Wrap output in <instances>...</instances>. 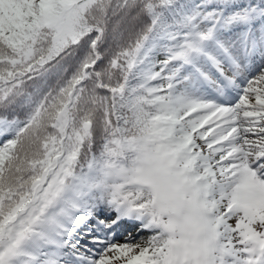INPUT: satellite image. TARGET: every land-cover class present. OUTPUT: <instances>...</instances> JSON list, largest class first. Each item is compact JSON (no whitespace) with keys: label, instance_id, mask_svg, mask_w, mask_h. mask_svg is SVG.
<instances>
[{"label":"snow or ice","instance_id":"6c2138e0","mask_svg":"<svg viewBox=\"0 0 264 264\" xmlns=\"http://www.w3.org/2000/svg\"><path fill=\"white\" fill-rule=\"evenodd\" d=\"M0 264H264V0H0Z\"/></svg>","mask_w":264,"mask_h":264},{"label":"bare ground","instance_id":"6f19581e","mask_svg":"<svg viewBox=\"0 0 264 264\" xmlns=\"http://www.w3.org/2000/svg\"><path fill=\"white\" fill-rule=\"evenodd\" d=\"M118 240L122 241L123 239H121V238H118Z\"/></svg>","mask_w":264,"mask_h":264}]
</instances>
